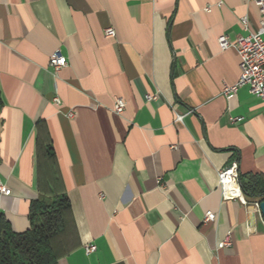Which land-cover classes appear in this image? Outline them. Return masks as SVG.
<instances>
[{
	"label": "crops",
	"instance_id": "1",
	"mask_svg": "<svg viewBox=\"0 0 264 264\" xmlns=\"http://www.w3.org/2000/svg\"><path fill=\"white\" fill-rule=\"evenodd\" d=\"M263 23L250 0H0V184L11 191L0 213L11 230L31 228L40 182L59 179L71 216L55 264H264L255 202L225 199L218 176L237 162L240 181L264 179V101L248 87L223 95L241 71L219 44ZM56 51L68 63L58 73Z\"/></svg>",
	"mask_w": 264,
	"mask_h": 264
},
{
	"label": "trees",
	"instance_id": "2",
	"mask_svg": "<svg viewBox=\"0 0 264 264\" xmlns=\"http://www.w3.org/2000/svg\"><path fill=\"white\" fill-rule=\"evenodd\" d=\"M39 156L46 154L54 163L53 149L38 142ZM41 149V150H40ZM241 180V179H240ZM242 192L251 202L264 201V179L255 176L240 181ZM40 190L46 198L31 204V228L22 234L14 233L6 217L0 213V264H55L63 255L61 242L67 233L71 203L60 183L41 181Z\"/></svg>",
	"mask_w": 264,
	"mask_h": 264
},
{
	"label": "built area",
	"instance_id": "3",
	"mask_svg": "<svg viewBox=\"0 0 264 264\" xmlns=\"http://www.w3.org/2000/svg\"><path fill=\"white\" fill-rule=\"evenodd\" d=\"M253 2L260 13L264 15V0H250ZM242 23L245 28L248 26L247 19H243ZM106 37L114 38L116 32L112 28L105 30ZM221 49H235L240 59V78L239 81L233 86H225L223 88V95L230 99L236 95L239 89L248 87L249 92L256 97L264 101V23L260 30L247 37L240 38L236 43H231L226 36H222L219 39ZM50 65L56 73L65 68L68 63L64 55L60 51H56L51 59ZM148 100L155 99L148 96ZM55 102L59 104V100L55 99ZM126 104L122 99H118L115 104V113L122 115L125 111ZM182 118H179L181 121ZM232 122L241 121L242 119H231ZM219 183L223 192V197L229 200H240L243 204H247L244 199L242 188L240 185V173L239 164L237 162L232 163L229 167L221 170L218 174ZM11 191L5 186L0 184V195H10ZM258 211L260 205L255 204ZM216 220V215L213 212L206 213L205 222H211ZM230 237L220 244L221 248L230 245ZM95 245H86L85 250L89 255L96 251Z\"/></svg>",
	"mask_w": 264,
	"mask_h": 264
},
{
	"label": "water",
	"instance_id": "4",
	"mask_svg": "<svg viewBox=\"0 0 264 264\" xmlns=\"http://www.w3.org/2000/svg\"><path fill=\"white\" fill-rule=\"evenodd\" d=\"M260 211H261V214L264 218V201L260 203Z\"/></svg>",
	"mask_w": 264,
	"mask_h": 264
},
{
	"label": "rangeland",
	"instance_id": "5",
	"mask_svg": "<svg viewBox=\"0 0 264 264\" xmlns=\"http://www.w3.org/2000/svg\"><path fill=\"white\" fill-rule=\"evenodd\" d=\"M255 204H259L260 205V203H257V202H255ZM256 206V205H255ZM257 210H258V208H256ZM259 212V214H260V216H261V218H262V222H263V225H264V218H263V216H262V214H261V211L259 210L258 211Z\"/></svg>",
	"mask_w": 264,
	"mask_h": 264
}]
</instances>
